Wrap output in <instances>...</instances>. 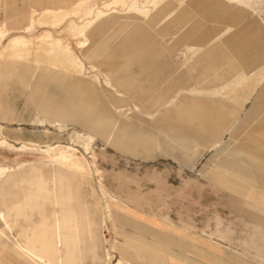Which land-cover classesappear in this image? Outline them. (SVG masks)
<instances>
[{
    "label": "rangeland",
    "instance_id": "rangeland-1",
    "mask_svg": "<svg viewBox=\"0 0 264 264\" xmlns=\"http://www.w3.org/2000/svg\"><path fill=\"white\" fill-rule=\"evenodd\" d=\"M31 1L0 0V21L6 16L8 36L21 34L28 7L40 8ZM102 1H83L76 7L78 16ZM136 1L139 9H146L151 0ZM172 1L145 16L120 7L114 23L90 39L96 44L92 50L86 46L81 54L71 45L85 69L81 78L88 79L99 96L101 87L126 100L122 109L134 119L131 128L144 129L161 144L149 158L117 151L75 123L46 120L41 114L46 102L66 106L80 90L69 78L59 80L29 62L0 60L16 68L10 69L6 90L14 120L0 124L20 130V141L0 140V166L11 169L0 178V213L11 229L0 221V264H37L17 245L32 242L43 252L50 236L58 234L54 222L62 223L64 213L68 228L73 230L76 223L81 232L78 251L71 250L68 264H264V251L249 257L238 248L215 243L224 240L222 229L217 235L206 233L212 229L214 209L237 221L222 208V191L264 211V185L259 180L264 177V138H259L264 135V0ZM33 28L25 35L33 37L45 29L36 24ZM63 28L55 35L73 43ZM6 43L0 42L2 57ZM26 65L30 69L22 75ZM91 65L99 70L92 71ZM8 76L0 72V85ZM114 112L103 127L107 133L127 125L122 112ZM49 145L75 148L86 160L89 176L54 166L44 158ZM230 152L241 162L233 161ZM155 176L165 182L161 193ZM191 179L203 185L192 184L189 194L177 196L183 180ZM100 182L122 198L134 197V202L118 200L107 212ZM244 199L239 201L248 206ZM183 221L193 224L192 229L180 226ZM141 238L147 244L140 245ZM255 247L259 249L258 241ZM44 255L55 264L49 252Z\"/></svg>",
    "mask_w": 264,
    "mask_h": 264
},
{
    "label": "crops",
    "instance_id": "crops-1",
    "mask_svg": "<svg viewBox=\"0 0 264 264\" xmlns=\"http://www.w3.org/2000/svg\"><path fill=\"white\" fill-rule=\"evenodd\" d=\"M66 0H32V6H38L40 8H35V7H28V21H26L25 26L21 29L22 31L20 32L22 35H25L26 33L28 34V32H25V28L28 26V22H29V14L30 11L32 9L36 10L37 12H41L45 9H53L52 7L57 6L58 4L62 5ZM133 2H137L136 0H132ZM166 4V3H165ZM59 5V6H60ZM137 5V4H136ZM151 5V3H150ZM149 5V6H150ZM164 5V4H163ZM123 8V7H121ZM85 9H88L87 7ZM89 11V10H88ZM155 10H153L152 12H154ZM21 12V11H20ZM19 12V14H20ZM151 12V13H152ZM88 12L85 11L84 13L80 14L79 16H76L77 20L74 19H68L70 21H72L75 24H82L84 21H86V19H88ZM116 15H118L119 13H115ZM115 14H113L112 16H106L105 18L101 19L98 22H95L87 31L86 33V37H87V45L89 46L88 49L92 50L95 47V42H90L91 38L94 39L95 37L98 38V36H100L99 34H101L100 32L104 31L106 26L109 24L114 23L113 21ZM137 14V13H136ZM150 14V13H149ZM139 15V14H137ZM142 16V15H140ZM67 24V21L64 22V25L62 24L61 26H59L57 29H60L62 27H64ZM7 19L6 16L4 17V20L0 21V27L3 29H7ZM34 28H31V30H33ZM56 29V30H57ZM56 30L53 29H49L47 27H45V29H42V31H47L48 33L55 35ZM64 31V28L63 30ZM9 32V31H8ZM56 36V35H55ZM95 36V37H94ZM56 37H61L60 35L56 36ZM69 37V36H68ZM70 39L72 40L73 43H71V45L73 44L74 46V40L70 37ZM86 48V47H85ZM83 48L82 50H78L81 54H84L86 52V49ZM75 56V55H74ZM76 57V56H75ZM78 58V57H76ZM80 65H81V70L80 72H77L76 74L73 73H65L62 71H58V70H54L51 69L49 67H41L38 66L37 64L33 63V62H29V61H20V60H12V61H16L18 62H29L31 64H34V66H37L43 70H49L52 72V74L54 75L55 78L61 80L60 78L63 79V77L69 78L71 80V83L73 86H76L78 88V90H80V92H76L75 94H72L71 97L68 99V101L65 103L66 106H62V107H56V103L58 102L56 100V102H53L54 105L50 106L48 105V103H45V108L42 109V116L46 119V120H51L54 124H68V122L71 123H75L76 125H78L81 129L83 130H90V132L92 133L93 136H97L99 138H102L105 142V145L107 146H111L112 148H114L117 151H120L124 154H143L144 156H146L147 158L150 157V153L152 151H156V150H161V147L157 141V139L153 136H151V134H146L144 132V129L142 128H136L134 127L133 129L130 126V122L134 119L129 118V111H125L122 109V107H126L127 101L122 99V98H118V97H114L109 91H107L106 89H103L100 87V93L101 96H99V94L96 92L95 86L87 79L84 80L81 78V76H84V67L83 64L81 62V60L78 58ZM18 64H15V66ZM23 69L22 71V75L26 74V72L30 69L29 66L26 65V67L22 66ZM92 71H98L99 68L95 65H91L90 66ZM10 69H16L14 66L9 65L7 63H2L0 64V72H8L9 74V80L8 82H6L5 85H0V121L4 122V123H10L14 120L13 118V109L11 108V105L6 103V99L8 96V92L6 90L7 89V85L10 81ZM33 69V68H32ZM19 73V72H18ZM105 79H107V77L104 74H101ZM92 79H94V83H98L99 77H97L96 74L91 75ZM104 82L106 83V80H104ZM108 83H106L107 85ZM4 91V93H3ZM262 93L264 94V88L262 90ZM3 94V96H2ZM90 104H93V106H89ZM86 105L88 106V108L86 107ZM179 107L180 105L176 106V108ZM117 109H119L120 112H122V117L126 122L127 125L121 124V125H117L115 130L113 129L112 131H110L109 133H107L105 131V128H103L104 126H106L107 123V118L108 116L111 115H115L114 111H117ZM185 115V114H184ZM199 116V115H198ZM201 122V119H200ZM196 123V121H195ZM149 127V126H147ZM20 130L19 129H12V128H6L5 126H3V124H0V140L3 139L5 140L7 143L10 142L11 139L14 142L20 141L18 139ZM157 141V142H156ZM131 143H135V148H130L128 145ZM56 146H60V145H56ZM49 150L52 148V146H48ZM60 147H64V146H60ZM70 147V146H69ZM87 150L88 146H85ZM73 148V147H71ZM74 150H76L75 148H73ZM77 151V150H76ZM162 153H166L165 149L162 150ZM49 152L47 153V155H45L44 157L46 159L48 156ZM92 156V155H91ZM50 160V159H48ZM11 169H8V172ZM8 172L6 174H8ZM6 174L4 176H6ZM77 175V174H75ZM2 176V177H4ZM79 176V175H78ZM0 177V178H2ZM156 177V176H155ZM154 180H157V183L154 184L156 187H158V193H161L163 191V189H161V187H166L165 182L163 179H158L157 177ZM259 180L261 181V183L264 185V177L263 176H259ZM131 179V178H129ZM128 180V179H127ZM205 184H207L209 187L212 185V183L206 181L204 182ZM192 184H198L203 185L201 182H197L196 179H191V180H183L181 186L179 187V189L176 191V195L177 196H185L188 193L189 189L191 188ZM108 190V189H107ZM162 190V191H161ZM109 191V190H108ZM222 191V189H221ZM111 192L116 198H118L119 201L124 202L125 204H131L134 202L133 198L134 197H127L124 196V198H122L119 194H117V192L115 191H109ZM225 191H222L221 194L219 195L221 200L223 202H225L226 204L222 205V208L226 209L228 216H234V218H236V222H234L233 220L231 221L229 218H224L222 216H220V214L217 212V210H213L214 213V218L212 219V229H209V225L205 226V228L209 229L208 232L205 231V229H202L200 231H204L206 233L209 234H213V235H217L218 234V229H222L223 230V239L224 240H220L217 239L218 242L215 241V243L223 246L225 249L227 248H238V250H240V252L242 254H246L249 257H253V255H255L258 252H263L264 251V211H262L261 207H259L256 203H251V202H247L243 197H233L231 199V197L226 196L227 193H224ZM138 193V192H136ZM137 197L139 196L138 194L136 195ZM239 198L241 200L244 199L245 202L247 204H249L248 206H244L242 201H239ZM136 199V198H135ZM15 208V206H14ZM1 214L4 215L3 213H0V221L4 224L5 228L10 231V227H9V223L8 221H6V216L4 215V218L1 217ZM74 214L71 215V217H73ZM77 216L82 217L83 215H80V212H77ZM164 217L166 218V221L170 222L171 224L175 222L171 221L169 219V217H167L166 215H164ZM82 218H86V217H82ZM63 219V220H62ZM68 217H61L62 223H60V221H56L54 223H56V227H55V232L58 230L57 225L58 223L62 224V231L63 233H67L69 238V234H73V237L75 238V240H77V251H78V247L80 246V240H78V237L80 235L81 232H79L78 226L75 223L73 226L75 227L73 230H70L68 228V223L69 221L67 220ZM193 222V221H192ZM179 225V224H176ZM180 226H184L188 229H192L193 224L189 223V222H181ZM78 229V230H77ZM136 231L138 230V228H135ZM133 238V237H131ZM142 242L140 245H145L147 244V241L144 238H141ZM224 241V242H223ZM257 241L260 244V247L258 250L256 249V245H257ZM32 242L30 243H25L23 245L18 244V248L25 254V256H28L30 258V260L32 259L33 261L37 262V264H42L40 261H38L36 259V256H45V248L43 249V252L41 251H36L32 246H31ZM46 244V243H45ZM25 247H30V250L34 253L33 255H30L28 253H26L24 251ZM115 247V246H114ZM254 247V248H253ZM71 248V246H69V249ZM253 248V249H252ZM115 249V248H114ZM237 250V251H238ZM257 255V254H256ZM258 260V259H257ZM264 260V259H262Z\"/></svg>",
    "mask_w": 264,
    "mask_h": 264
},
{
    "label": "bare ground",
    "instance_id": "bare-ground-1",
    "mask_svg": "<svg viewBox=\"0 0 264 264\" xmlns=\"http://www.w3.org/2000/svg\"><path fill=\"white\" fill-rule=\"evenodd\" d=\"M83 1L85 0H66L62 5L57 7L56 11L55 9H45L41 12H37L36 10L32 9L29 14V22L28 26L25 28V32H29L35 24L37 26L56 30L65 22V19H73L75 16H78L80 11H78L76 7L81 6ZM166 1L167 0H151L150 6L146 7V9H139L136 5L138 2H133L132 0H105L104 2L102 1L96 4L94 8L87 7L88 9H83V11H81V14L85 11L89 13L88 19H86V21H84L82 24L78 25L70 20H67V24L64 26V32L65 35L71 37L74 40V47L78 50H82L87 45L86 33L89 28L95 22L100 21L106 16H112L113 14L117 13L120 7H127L125 8L127 11H133L139 15L145 16L146 14L151 13L153 10H156L158 7L165 4ZM173 1L177 4L181 2V0ZM233 1L238 2V0ZM5 40L7 43L3 49H1L5 55L4 57L0 56L1 61H10V59L29 61L41 67H49L54 70L73 74H76L81 70L80 62L72 52L71 43L64 37H56L47 31H41L38 35L33 37L22 34L8 36V31L0 27V42H5ZM1 61L0 64H2ZM117 111L120 112L119 109H117ZM259 135V138H264L263 134ZM225 150L226 149H224V151ZM75 152L77 151L69 146H54L50 149L47 158L50 159L54 166H58L61 169L85 178L89 176L90 169L83 156L80 153H76V155ZM230 155L231 156L229 157L232 158L233 161H236L237 163L241 162V158L237 157L238 155L236 156L231 152ZM91 158L96 160V158L93 156H91ZM8 169L9 168L0 166V177L4 176L8 172ZM96 173L98 174L100 171L96 169ZM260 173L264 174V166H262ZM99 192L100 196L106 200V211L110 212L114 206V203L118 202V198H116L111 193L109 194L101 182L99 183ZM64 214L61 215V217L67 216V214ZM80 215L85 217V214L80 213ZM1 217L4 218V215L1 214ZM57 228L58 234L55 236H50L48 242L45 244V251L46 253L49 252L50 257H54L55 264H66L68 262V256L71 255V250L73 249V251H77V240H75L73 234H69L71 240L74 241L71 245H69L70 239L67 238V233H63L62 224L58 223ZM141 243H143L142 239H139V244ZM69 246H71L70 249ZM114 248L115 247L113 246V249ZM24 251L30 255L34 254L30 250V247H25ZM36 259L42 264H51L50 261L45 259V256L38 255L36 256ZM117 264H121V260H118Z\"/></svg>",
    "mask_w": 264,
    "mask_h": 264
}]
</instances>
